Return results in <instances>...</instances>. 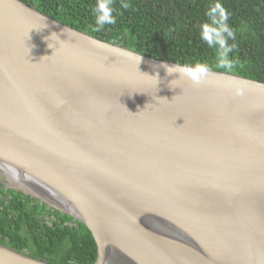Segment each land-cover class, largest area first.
<instances>
[{
    "label": "water",
    "instance_id": "obj_1",
    "mask_svg": "<svg viewBox=\"0 0 264 264\" xmlns=\"http://www.w3.org/2000/svg\"><path fill=\"white\" fill-rule=\"evenodd\" d=\"M164 65L0 0V172L85 226L93 264H264V83Z\"/></svg>",
    "mask_w": 264,
    "mask_h": 264
},
{
    "label": "trees",
    "instance_id": "obj_2",
    "mask_svg": "<svg viewBox=\"0 0 264 264\" xmlns=\"http://www.w3.org/2000/svg\"><path fill=\"white\" fill-rule=\"evenodd\" d=\"M43 15L99 40L181 66L207 63L211 71L264 83V0H219L236 32L231 72L216 67L215 49L199 38L214 0H114L117 23L95 30L96 0H19ZM0 244L52 264H93L97 249L80 222L0 184Z\"/></svg>",
    "mask_w": 264,
    "mask_h": 264
},
{
    "label": "clouds",
    "instance_id": "obj_3",
    "mask_svg": "<svg viewBox=\"0 0 264 264\" xmlns=\"http://www.w3.org/2000/svg\"><path fill=\"white\" fill-rule=\"evenodd\" d=\"M131 0H120V8L127 10L131 7ZM95 19V30L102 31L106 25H115L117 23L116 15H114V0H96L92 9ZM230 13L219 2L214 0L205 12V20L199 24V38L209 48L215 49L216 67L231 72L234 68V60L231 58L235 45L230 44L229 41H235L236 32L229 25L228 21ZM166 74L171 76L178 74V79L186 78L190 80L193 85H200L207 81L210 66L205 62H194L190 65L183 66H169L164 65ZM158 83V73L154 75ZM239 94V93H237Z\"/></svg>",
    "mask_w": 264,
    "mask_h": 264
},
{
    "label": "rangeland",
    "instance_id": "obj_4",
    "mask_svg": "<svg viewBox=\"0 0 264 264\" xmlns=\"http://www.w3.org/2000/svg\"><path fill=\"white\" fill-rule=\"evenodd\" d=\"M0 184L6 189H14L17 192L26 193L22 188H19L17 186L16 187L13 186L12 182L9 179H7L5 176L1 175V174H0Z\"/></svg>",
    "mask_w": 264,
    "mask_h": 264
},
{
    "label": "bare ground",
    "instance_id": "obj_5",
    "mask_svg": "<svg viewBox=\"0 0 264 264\" xmlns=\"http://www.w3.org/2000/svg\"><path fill=\"white\" fill-rule=\"evenodd\" d=\"M0 174L3 175V176H5V175H4L3 173H1V172H0ZM5 177H6V176H5ZM7 178H8V177H7ZM8 179H9V180L12 182V184H14L15 186H19L17 183H15L14 181H12L10 178H8ZM19 187H20V186H19Z\"/></svg>",
    "mask_w": 264,
    "mask_h": 264
},
{
    "label": "flooded vegetation",
    "instance_id": "obj_6",
    "mask_svg": "<svg viewBox=\"0 0 264 264\" xmlns=\"http://www.w3.org/2000/svg\"><path fill=\"white\" fill-rule=\"evenodd\" d=\"M14 190V189H13Z\"/></svg>",
    "mask_w": 264,
    "mask_h": 264
}]
</instances>
